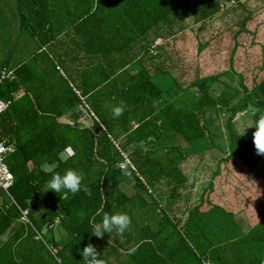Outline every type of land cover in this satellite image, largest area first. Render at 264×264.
I'll list each match as a JSON object with an SVG mask.
<instances>
[{
	"label": "trees",
	"instance_id": "16d2710c",
	"mask_svg": "<svg viewBox=\"0 0 264 264\" xmlns=\"http://www.w3.org/2000/svg\"><path fill=\"white\" fill-rule=\"evenodd\" d=\"M56 1L63 17L73 9L77 59L93 62L99 78L88 82L85 68L80 67L72 77L76 92L66 78L59 75L48 81L24 64L15 69L13 80L0 83V99L9 102L0 115V141L14 143L8 158L14 183L8 193L0 190V264H83L78 250L89 243L98 254V264H264L261 214L247 234L213 236L208 226L216 211L233 224L236 214L211 202L213 180L198 201L188 205L191 192L183 167L191 157L218 148L225 153L220 165L238 159L260 182V189L249 190L256 207L264 196V156L255 151L254 128L237 136L236 123L239 113L249 112L255 121L264 111V46L257 21L264 0ZM25 2L29 8L23 16L42 25L46 0ZM217 20L223 23L222 33L237 27L228 67L210 74L197 71L188 79L175 43L194 29L202 47ZM158 39L163 42L151 53ZM246 42L262 48L251 76L248 69L240 71L237 66V51ZM214 85L223 95L228 90L243 92L241 105L231 108L226 120L227 140L207 116L219 104L212 94ZM121 102L124 111L113 119L111 107ZM67 111L88 113L91 125L61 121ZM65 149L73 155L63 163L57 161L56 171H78L90 196L77 192L61 199L46 190L49 176L40 165L57 160ZM125 169L134 178V192L127 189ZM219 173L218 165L212 177ZM23 209L28 210L30 223L20 222L9 234ZM98 210L126 213L128 230L119 236L90 235L89 221L100 220ZM56 224L66 231L64 241L57 242L52 235ZM41 232L50 233V238H37Z\"/></svg>",
	"mask_w": 264,
	"mask_h": 264
},
{
	"label": "rangeland",
	"instance_id": "374dc122",
	"mask_svg": "<svg viewBox=\"0 0 264 264\" xmlns=\"http://www.w3.org/2000/svg\"><path fill=\"white\" fill-rule=\"evenodd\" d=\"M26 0H0V71L2 69H12L16 63L24 59H32L33 53L37 54L40 44L39 29L35 24V19L28 16L25 18L23 13L28 15V6ZM259 22V38L264 46V11L257 16ZM72 22V20H70ZM222 21L217 20L211 25V35H208V41H205L202 47L199 45V38L197 37L194 29L188 30L183 40L175 43L177 51L180 53L184 60V67L187 69L186 77L189 79L197 71L202 74H210L215 72L216 69L228 67V57L230 50L233 46V34L237 27L227 30L222 33ZM253 24V23H252ZM254 27V25H252ZM210 34V33H209ZM261 46L253 47L249 43L237 51V66L242 71L244 68L249 70V75L255 72L258 57L261 54ZM136 65L132 66L135 67ZM135 69V68H133ZM238 77H235L237 81ZM162 77H159V82L162 84ZM234 81V86L237 82ZM214 92L212 94L218 97V105L212 107L207 111V116L213 121V126L225 134L227 140V132L225 128L226 120L230 115L231 108H236L241 105L243 92L239 90H228L221 94L217 85H214ZM237 88V87H236ZM233 89V88H232ZM71 124L85 126L91 125L92 119L88 113L84 112L79 115L77 112L67 111L66 115L61 118ZM251 113H239L237 115V127L242 130L245 125L251 124ZM252 126L245 128L244 132ZM123 141L121 136L118 140ZM222 142V141H221ZM225 144V142H223ZM220 148V147H219ZM178 154V153H176ZM225 153L223 150L213 148L201 153L198 156L191 157V160L183 162V167L186 170L188 182L186 186L190 190V202H197L199 194L203 192L210 180L214 182V191L209 195L211 202L224 206L228 210H232L236 215L243 216L251 226V222L258 219V212L260 211V200L256 207V201L251 200L249 197V190L260 189L261 184L253 180L247 172L245 166L239 161H233L230 165H220L219 160ZM9 158V157H8ZM9 165V161L7 160ZM220 166L221 173L214 178L212 173ZM126 182L128 183V191H135V181L132 174L125 169ZM143 194L139 195L140 205L144 206ZM143 197V198H142ZM264 197V196H263ZM262 198V197H261ZM166 199L164 198L165 202ZM106 209L110 208L108 204L105 205ZM257 208V209H256ZM264 211V208H263ZM208 228L214 232L213 236H221L226 232L232 237H237L239 234L229 217L222 215L221 212L211 216ZM52 235L55 241L61 242L67 238L66 231L60 224H56L53 228ZM210 232V231H209ZM45 238H50L51 234L44 235ZM51 242V241H50ZM52 243V242H51ZM52 247V245L50 246ZM55 254V249L51 250ZM209 264V263H207Z\"/></svg>",
	"mask_w": 264,
	"mask_h": 264
},
{
	"label": "crops",
	"instance_id": "0c3cea01",
	"mask_svg": "<svg viewBox=\"0 0 264 264\" xmlns=\"http://www.w3.org/2000/svg\"><path fill=\"white\" fill-rule=\"evenodd\" d=\"M36 5V4H35ZM34 5V6H35ZM40 7V6H39ZM34 8V7H33ZM41 12L42 25H38L40 44L38 47V53L31 55L32 59H24L12 69H15L21 65L28 64L35 73L44 76L48 81L51 79H57L58 76H62L69 80L71 86L76 92V87L72 84V77L78 74L80 67L85 68V76L88 82H93L96 78H99L95 74V66L92 62L89 64L88 60H78V37L74 36L72 31V24L70 20L76 15L73 14V9L64 12L60 2L56 0H46L45 6ZM69 12V13H68ZM70 16V17H69ZM2 199L0 197V203ZM264 197L260 200V211L264 223ZM21 221L17 220L8 229V233H12ZM234 226L239 235L247 234L251 230V226L248 221L241 216L236 215L234 217Z\"/></svg>",
	"mask_w": 264,
	"mask_h": 264
},
{
	"label": "clouds",
	"instance_id": "9594fccd",
	"mask_svg": "<svg viewBox=\"0 0 264 264\" xmlns=\"http://www.w3.org/2000/svg\"><path fill=\"white\" fill-rule=\"evenodd\" d=\"M124 111L123 102L119 105L111 107V116L113 119L118 118ZM252 126V142L257 154L264 156V111L260 112L255 121L244 126L242 130L237 131V136L244 134L245 128ZM73 153L71 150L65 149L57 154V160L51 162L44 161L40 165V170L49 176L46 182V190H52L58 194L61 199H67L68 196L74 195L77 192H83L85 196H90L91 192L84 184L81 183L82 175L73 169H65L63 173L57 172V161L65 162ZM96 215L100 216V220L96 221L93 217L89 221L90 235H95L97 238L103 234L122 235L126 232L130 225V218L126 213H111L97 211ZM88 231V230H87ZM89 232V231H88ZM83 264H98L97 252L94 246L89 243L86 244L82 250H78ZM131 251H134L132 249ZM130 254V253H129Z\"/></svg>",
	"mask_w": 264,
	"mask_h": 264
},
{
	"label": "built area",
	"instance_id": "2783aa9c",
	"mask_svg": "<svg viewBox=\"0 0 264 264\" xmlns=\"http://www.w3.org/2000/svg\"><path fill=\"white\" fill-rule=\"evenodd\" d=\"M163 42L162 39H158L152 48H150V52H153V49L156 45H159ZM15 72L13 70H7L2 69L0 71V83L5 80H13L15 78ZM9 108V102L0 99V115L4 113ZM14 151V143L10 142L9 140H1L0 141V190L8 193L9 188L14 183V175L12 171L10 170V167L7 163L9 155ZM127 161L130 163V161L127 159ZM131 164V163H130ZM124 164H121V167L124 168ZM131 167L133 165L131 164ZM22 215L20 217V221L24 224L30 223L29 217H28V210L23 209L21 210ZM44 232V231H43ZM44 233H38L37 238H41L44 236ZM52 250V248L50 247Z\"/></svg>",
	"mask_w": 264,
	"mask_h": 264
}]
</instances>
